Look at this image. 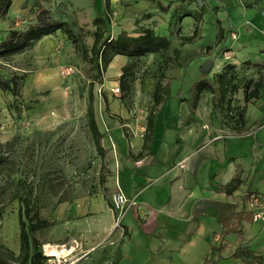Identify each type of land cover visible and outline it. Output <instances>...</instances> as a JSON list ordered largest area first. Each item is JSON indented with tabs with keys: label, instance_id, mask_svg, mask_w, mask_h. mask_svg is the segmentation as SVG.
Here are the masks:
<instances>
[{
	"label": "rangeland",
	"instance_id": "rangeland-1",
	"mask_svg": "<svg viewBox=\"0 0 264 264\" xmlns=\"http://www.w3.org/2000/svg\"><path fill=\"white\" fill-rule=\"evenodd\" d=\"M160 1L164 6L170 5L167 12L148 0L110 2L113 35L122 30L135 34L150 28L171 40L167 54H149L136 61L134 76L128 78L130 89L124 97L118 79L122 67L132 59L115 56L99 80L94 67L61 31L43 37L32 48L8 60H0L1 72L19 77L17 96L0 89V245L15 255L20 248L18 210L24 197H29L33 211L49 222L47 228L33 234L43 255L49 246L79 247L63 256L64 264L83 261L87 256L85 247L90 243L96 242L98 247L110 244V237L117 231L118 237H124L122 222L116 225V214L111 208L113 223L108 237L100 242L89 239L94 231L91 227L101 220L91 216V197L104 192L111 203L118 187L116 171L122 158L113 131L128 124L126 128L132 136L133 125L136 129L146 122L159 78L169 88L172 82L179 81L183 92L170 90L171 99H190V88H184L193 69L195 75L203 77L200 67L211 60L213 65L206 76L210 80L215 69L230 65L227 62L231 54L224 45L229 40L236 41L238 35L235 33L236 38H232L229 32L225 41L216 44L215 18L221 20L226 31L245 23L249 17L242 6L245 0H207L210 7L218 5L219 11L209 9L202 16L191 40L184 37L193 34L196 21L186 16L177 23L170 20V14L179 6L191 10L193 6L181 5L178 0ZM263 1L258 0L260 12ZM40 6L51 7L58 19L67 21L74 33H80L81 42L87 47L92 45L93 18L95 12H103V0H11L6 13L0 16V35L23 28ZM252 9L256 8L248 10ZM175 48L180 50L179 60L175 58ZM92 80L95 117L104 133L103 156L95 148L86 115ZM239 96L241 99L242 94ZM117 242L118 239L112 240V244ZM50 263L46 260L45 264Z\"/></svg>",
	"mask_w": 264,
	"mask_h": 264
},
{
	"label": "crops",
	"instance_id": "crops-1",
	"mask_svg": "<svg viewBox=\"0 0 264 264\" xmlns=\"http://www.w3.org/2000/svg\"><path fill=\"white\" fill-rule=\"evenodd\" d=\"M245 1L249 17L228 29L238 39L224 45L230 65L215 69L210 80L193 69L185 91L200 79L216 88L219 74L264 80V9L258 0ZM179 84L171 83V93L183 92ZM230 85L218 100L202 91L195 107L188 98L159 104L147 146L146 122L136 129L131 124L132 136L128 124L113 131L122 158L116 182L129 199L124 237L117 231L110 244L90 243L86 258L72 264H243L233 256L240 244L264 256V221L252 220L248 203L250 193L264 194V91L245 101L243 88ZM89 203L91 216L101 218L91 227L90 242L105 240L113 223L111 203L104 192ZM51 247L58 256L79 248Z\"/></svg>",
	"mask_w": 264,
	"mask_h": 264
},
{
	"label": "trees",
	"instance_id": "trees-1",
	"mask_svg": "<svg viewBox=\"0 0 264 264\" xmlns=\"http://www.w3.org/2000/svg\"><path fill=\"white\" fill-rule=\"evenodd\" d=\"M157 3L160 9L167 12L170 5H162L160 0H148ZM181 5L187 4L188 7L193 6V10L187 7L174 8L170 14V20L174 22H181L186 16H191L196 21L193 34L184 37L185 40H191L193 35L197 32V25L202 16L210 10L217 13L219 6L210 7L207 0H178ZM257 1V0H255ZM11 5V0H0V16L5 14ZM110 0H104L103 12H95L93 24L95 30L93 32V43L90 47L80 41V33L76 34L72 30L67 21L58 19L51 7L40 6L35 14V17L20 29H10L4 35H0V60H8L16 54H20L27 49L32 48L43 37L52 35L57 31L65 33L66 37L73 43V45L80 51L83 59L90 62L96 70L99 80H101L103 73L106 71L109 64L115 56L121 55L132 59V61L122 68L119 76V90L122 91L121 96L124 97L129 92L128 78L134 76L133 69L136 66V61L149 54L164 53L170 49L171 40L165 35H159L150 28H143L141 31L129 33L125 30L120 31L117 35H113L110 27ZM217 23V38L216 44H220L226 40L229 30L226 31L222 26L219 18H215ZM208 49L211 47L208 46ZM175 58L179 60L180 50L175 48L173 50ZM167 61V59H165ZM207 74H202L207 76ZM215 81L218 87L214 88L213 83L206 79L195 81L190 87V96L192 100V107L196 106V102L202 91L209 90L214 93L216 100L222 99L225 96L226 89L231 84L232 90L243 88L245 101L254 97H259L264 91V80L259 77L257 81H247L244 77L230 74L225 78V74L217 75ZM94 80L89 82L88 90V105H87V119L88 128L93 138L95 148L100 155H104V149L101 145V139L104 137L99 129L94 109ZM0 89L8 91L13 95L19 94V77L17 75L8 76L0 71ZM153 106L146 117V128L144 138V145L150 141L152 127L155 121V108L162 102L171 100L169 85H163L162 79L159 78L154 86ZM240 117L243 115L240 113ZM232 183H237L234 181ZM21 206L18 210L19 221V239L20 248L19 253L15 255L12 251L0 245V264H45L48 255L42 253L40 244L33 234L41 229L47 228L49 222L46 219L40 218L38 213L33 211L29 197H24ZM1 216V211H0ZM50 256V255H49ZM235 258L242 260L243 264H264V256L255 254L254 251L245 245H238L233 253Z\"/></svg>",
	"mask_w": 264,
	"mask_h": 264
},
{
	"label": "built area",
	"instance_id": "built-area-1",
	"mask_svg": "<svg viewBox=\"0 0 264 264\" xmlns=\"http://www.w3.org/2000/svg\"><path fill=\"white\" fill-rule=\"evenodd\" d=\"M232 38H236L235 33H232ZM129 203L127 195L119 187L112 193L111 208L114 210L116 217L115 222L120 226L122 219L125 215ZM248 203L252 210L253 221H264V195L258 193H250L248 196ZM50 264H64V257L47 256Z\"/></svg>",
	"mask_w": 264,
	"mask_h": 264
},
{
	"label": "water",
	"instance_id": "water-1",
	"mask_svg": "<svg viewBox=\"0 0 264 264\" xmlns=\"http://www.w3.org/2000/svg\"><path fill=\"white\" fill-rule=\"evenodd\" d=\"M212 65H213V63H212L211 60H206V61L202 64V66L200 67V72H201V73H208V72L211 70Z\"/></svg>",
	"mask_w": 264,
	"mask_h": 264
},
{
	"label": "bare ground",
	"instance_id": "bare-ground-1",
	"mask_svg": "<svg viewBox=\"0 0 264 264\" xmlns=\"http://www.w3.org/2000/svg\"><path fill=\"white\" fill-rule=\"evenodd\" d=\"M56 248H57V246H56ZM44 252H45V254L50 255V256H58L56 249L52 248L51 246L46 247L44 249ZM59 257H63V256H59Z\"/></svg>",
	"mask_w": 264,
	"mask_h": 264
}]
</instances>
